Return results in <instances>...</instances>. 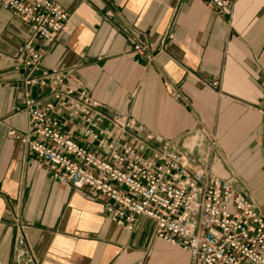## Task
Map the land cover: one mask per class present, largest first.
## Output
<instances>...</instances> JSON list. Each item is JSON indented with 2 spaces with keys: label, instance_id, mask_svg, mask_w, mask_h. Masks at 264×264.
Instances as JSON below:
<instances>
[{
  "label": "crops",
  "instance_id": "obj_1",
  "mask_svg": "<svg viewBox=\"0 0 264 264\" xmlns=\"http://www.w3.org/2000/svg\"><path fill=\"white\" fill-rule=\"evenodd\" d=\"M55 1L70 20L54 44L37 40L44 52L32 74L64 72L100 103L92 114L135 117L154 135L149 145L168 144L264 213V0H237L232 16L205 0ZM31 33L0 3V264H15L21 228L31 264H194L156 236L151 218L121 225L105 211L107 197L60 183L11 135L31 129L27 96L53 102L50 117L93 150L86 130H113L25 82L16 58ZM140 34L151 47L139 56L128 39Z\"/></svg>",
  "mask_w": 264,
  "mask_h": 264
},
{
  "label": "built area",
  "instance_id": "obj_2",
  "mask_svg": "<svg viewBox=\"0 0 264 264\" xmlns=\"http://www.w3.org/2000/svg\"><path fill=\"white\" fill-rule=\"evenodd\" d=\"M205 1L232 16L237 0ZM0 3L26 20L32 31L16 58L19 66L28 69L25 82L46 87L64 107L81 110L89 125L109 122L113 127L112 131L102 127L96 132L86 130L98 141L99 151L93 150L64 132L57 117H50L56 107L53 102L39 105L27 96L31 129L28 134L14 129L11 135L49 163L57 181L103 194L107 197L105 211L129 229L139 216L151 218L156 236L186 250L194 264H264V213L235 192L229 181L213 177L203 168H192L189 158L168 144L149 145L154 135L135 117L119 111L92 114L100 103L86 90L69 85L64 72L32 74L40 69L44 52L37 40L54 44L70 20L68 11L55 0ZM128 41L139 56L151 47L141 34L129 36ZM128 134L130 139L123 142ZM25 244L21 228L15 264L32 262Z\"/></svg>",
  "mask_w": 264,
  "mask_h": 264
}]
</instances>
